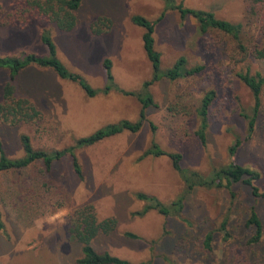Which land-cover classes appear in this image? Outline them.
<instances>
[{"label":"rangeland","instance_id":"rangeland-1","mask_svg":"<svg viewBox=\"0 0 264 264\" xmlns=\"http://www.w3.org/2000/svg\"><path fill=\"white\" fill-rule=\"evenodd\" d=\"M25 0H0V54L46 55L41 30L47 29L56 56L96 90L87 95L78 84L59 77L51 68L28 67L16 79V95L27 97L39 110L33 121L17 124L0 121V142L11 159L24 155L19 136L29 135L35 148L51 153L88 136L107 123L139 118L141 103L136 92L152 74L143 45L145 28L133 16L156 21L152 37L165 71L181 56L186 66H202L175 80L161 78L149 86L154 105L145 109L139 130H124L101 141L76 149L82 168L79 179L69 156L54 160L46 171L40 160L20 170L0 172V264H79L81 245L70 233V219L85 204L94 207L98 220L113 218L115 229L98 234L91 245L129 264H264V198H254L250 187L232 185L231 202L226 188L195 186L186 192L180 174L167 153H180V165L200 176L230 161L228 147L235 136L246 132L254 103L250 89L237 74L259 72L264 77V58L248 53L260 44L259 20L246 11L247 0H81L75 26L60 30L38 13L27 14ZM204 9L218 18L242 22L241 51L235 40L217 29L202 34L192 16L181 18L171 7ZM27 14V15H26ZM111 62V86L104 61ZM8 72L0 69V102ZM215 91L209 108L205 143L195 134L194 114L174 113L171 104L194 111L204 93ZM157 144L166 154L142 157ZM235 161L257 170L253 181L264 191V88L252 135L241 144ZM137 192L169 203L184 195L180 217L156 210L143 215L147 202ZM262 224L257 243L250 242L254 228L246 225L251 207ZM228 215L230 238L223 241L218 227ZM212 232V249L204 237ZM135 234L136 237L127 236Z\"/></svg>","mask_w":264,"mask_h":264},{"label":"trees","instance_id":"trees-1","mask_svg":"<svg viewBox=\"0 0 264 264\" xmlns=\"http://www.w3.org/2000/svg\"><path fill=\"white\" fill-rule=\"evenodd\" d=\"M169 1V0H166ZM24 11L29 15L31 13H38L50 22L54 23L60 30L68 31L75 26L76 16L75 11L79 8L81 0H25ZM176 9L181 18L186 16H192L196 19L198 29L202 34L207 33L210 29H217L227 35H230L236 42L237 47L241 51H246L247 48L241 40V34L243 33L242 22H230L218 18L213 12L204 9L184 8L182 4L172 6ZM247 14L250 17H256L259 20V35L260 44L254 43L249 48L248 53L255 58H264V0H247L246 5ZM26 14V15H27ZM133 23L143 26L146 30L143 34V45L146 54L152 65L151 77L144 81L142 88L136 92L123 91L125 94H131L136 96L141 103V109L139 112L138 120L131 122L128 120H120L115 123H107L106 125L98 128L88 136L76 138L74 143L64 147L63 149L55 150L54 152H47L41 148H35L29 135L22 133L19 136L20 144L23 148L24 155L15 159L8 158L2 149L0 142V172L9 170H20L25 168L37 160H40L46 171L50 170L54 160H57L63 156H69L72 169L75 175L82 179V168L76 156V149L93 145L102 139L118 134L124 130L135 132L140 129L143 120L145 119V109L154 105V99L148 92L149 86L161 78H167L169 80H175L177 78L193 75L202 69V66L195 65L192 67L186 66V59L181 56L173 65L165 71L160 70V53L154 48V40L152 32L156 21H149L144 17L133 16ZM41 40L47 47L46 55H39L37 53H21L19 55H1L0 54V69H6L8 72L7 81L2 88V101L0 102V121L3 123L17 124L20 122L33 121L39 117V110L35 105L25 96H17L16 93V79L19 73L28 67H40L51 68L59 77L70 80L78 84L85 90L87 95L96 94V90L93 89L85 79L76 72L70 71L56 56L55 44L47 29L41 30ZM104 67L107 69V77L111 82L104 90L108 91L110 87H115L112 83L113 76L110 72L111 62L106 59L104 61ZM238 78L250 89L254 103L252 106L251 115H243L247 120L246 132L243 136H235L233 144L228 147V154L230 161L218 168L213 169L210 177H202L197 172L189 171L180 165L181 154L180 153H167L172 159L174 169L178 171L187 190L191 191L195 186L205 188H226L229 192L231 202L235 197V193L232 190L234 183H243L250 187V193L254 198H264V191H260L253 181L260 178V173L250 167L244 166L235 161V155L237 150L253 133L257 118V112L260 105V93L264 88V77L259 73L240 72L237 74ZM215 98V91L208 90L202 96L198 107L194 111L190 110L185 105L171 104L168 106V110L174 113L183 112L185 114H194L198 121V127L195 131L196 136L205 143V134L208 127L209 120V108L212 101ZM166 154L161 148L153 143L147 148L142 157L153 155L158 156ZM135 197L138 200L146 201L147 204L143 210L135 212L134 214L143 215L148 210H156L158 213L168 217L175 216L180 217L183 209L184 195L177 196L169 203L162 202L155 196H149L142 192H137ZM0 210V229L3 228L1 220ZM247 226L254 228V234L250 239V242L257 243L262 235V224L252 206L249 211V216L246 220ZM228 215H226L221 221L218 230L222 234L223 241H227L230 238V233L227 228ZM116 227V220L113 218H105L98 220L95 214L94 207L91 204H85L75 210L72 218L70 219V233L76 238L81 245V256L77 260L79 264H129L128 261L121 259L107 251L98 252L91 245L92 240L100 233L109 234ZM127 236L136 237L135 234L126 233ZM212 232H208L204 237V247L208 250L212 249Z\"/></svg>","mask_w":264,"mask_h":264}]
</instances>
